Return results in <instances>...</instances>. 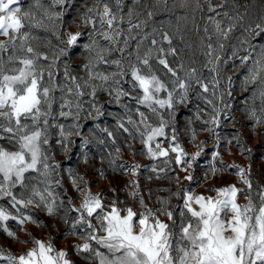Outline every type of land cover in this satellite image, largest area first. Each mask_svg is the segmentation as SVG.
I'll list each match as a JSON object with an SVG mask.
<instances>
[{
	"label": "snow or ice",
	"instance_id": "snow-or-ice-1",
	"mask_svg": "<svg viewBox=\"0 0 264 264\" xmlns=\"http://www.w3.org/2000/svg\"><path fill=\"white\" fill-rule=\"evenodd\" d=\"M76 3L77 0H50L47 4L44 0H32L25 9L21 0H0V37L5 38L0 40V201H6L16 212L13 215L0 204V230L13 239L15 232L5 225L6 221L15 220L19 226L39 223L24 209L31 206L52 216L65 207L63 201L57 202L59 197L54 185L60 184V180L54 173L60 165L54 161L51 145L54 137H58L55 143L63 152H68L74 145L72 137L76 136L81 138L82 147L88 146L80 121L84 118L85 103L89 105L87 116L93 111L97 118L105 115L102 106L96 103L98 91L107 92L123 110L124 115L116 122L117 132L127 133L129 140L139 139L146 149L144 154L150 159L167 158L169 152L175 153V164L187 173L184 179L189 182H195L188 169H192L202 155L204 142L196 145L197 131L185 129L198 148L189 157L179 142L176 108L188 106L193 99L202 101L205 107L197 105L195 118L199 121L201 114L208 116L209 119L202 121L203 130L219 140L215 130L221 125V116L230 118L232 108L231 100L225 101L224 97L233 96V78L227 77L228 87L221 88L222 72L230 61L233 68L236 61L246 67L243 90L247 91L249 85L256 86L250 97L253 103L248 106L249 118L257 125L264 123V45L257 50L250 42V37L264 33V16L255 27L244 26L248 35L238 45H232L231 54L226 57L228 41L242 24L244 15L238 11L235 15L221 11L228 0L218 4H213L212 0H179L181 8L194 5L195 10L203 12L206 6L210 13L204 18L201 38L205 61L197 68L193 66L195 61L186 63L177 56L173 38L163 29H153L151 34L145 32L136 39L134 30L138 32L148 22H133L134 6L140 0H133V7L126 13L125 0H92L91 6L84 0L85 10L78 13V18L83 27L91 26L88 43L80 44L84 35L80 31L65 32L67 39H63L61 27L70 26L66 25L64 17ZM168 3L169 0H156L157 6L163 4L166 9ZM232 7L235 8V3ZM146 15L151 19L155 13L147 11ZM34 29L50 31L64 47H59L51 56L37 51L41 37L34 34ZM149 35L152 37L150 47L145 44ZM97 37L106 43L101 44ZM132 40H136L134 53L128 51ZM165 43L167 49L163 46ZM46 46H51L50 40ZM80 47L87 54V63L83 65L85 76L73 75L65 64L61 77L60 58ZM242 51L246 54L241 55ZM116 52L119 58L109 59ZM169 56L175 59L170 61ZM100 65L115 70L100 71ZM205 69L211 73L210 77H204ZM124 84L129 87L124 88ZM85 96L91 99L85 101ZM257 98L259 115L255 107ZM245 104L248 105L247 99ZM61 120L72 122L65 124ZM188 123L191 125L193 121ZM100 131L116 144V133L108 127ZM159 138L167 141V148ZM5 143L11 145V149L5 148ZM98 143L103 144L105 140L99 139ZM126 146L131 148L130 144ZM115 152L119 154L121 148L116 146ZM218 157L220 152H213V162ZM111 163L115 164V158ZM163 163L171 166L172 161L165 159ZM220 163L222 168L213 163L210 173L217 176L222 170L235 167V175L247 187V192L230 185L210 189L216 193L212 197L195 195L190 187L182 188L174 193L181 201L174 210L168 209L169 200H159V207L149 208L138 191L130 195L134 199L139 197L143 211L137 212L131 207L121 209L118 200L107 202L112 205L109 209L100 194L93 195L87 187L81 190L77 177H72L73 186L84 192L79 207L65 209V215L69 211L78 213L72 218L68 232L84 241L76 245L77 255L87 254L84 258L90 262L96 260L97 264H264V188L256 192L257 204L252 198L250 169L226 165L222 159ZM139 167L131 165L128 171L136 175ZM157 167L153 165L152 171L159 179V172L167 169L157 172ZM132 186L139 188L138 183ZM241 194L247 200L244 205L237 202ZM68 222L65 219V223ZM17 242L33 246L19 256L11 251L5 254L0 248V264H72L69 253L55 248L51 240L33 238L30 242Z\"/></svg>",
	"mask_w": 264,
	"mask_h": 264
},
{
	"label": "rangeland",
	"instance_id": "rangeland-1",
	"mask_svg": "<svg viewBox=\"0 0 264 264\" xmlns=\"http://www.w3.org/2000/svg\"><path fill=\"white\" fill-rule=\"evenodd\" d=\"M22 6L26 9L32 0H21ZM50 0H44V3H49ZM92 0H87L88 6H91ZM221 0H212L213 4L220 3ZM235 3V8L232 7ZM176 5L173 7V5ZM125 13L129 7H133V0H125ZM133 22H140L147 20V25L142 27L138 32L134 30L136 39L139 40L145 32L151 34L153 29H163L168 32L173 38V46L177 50V56L181 57L186 63L195 61L193 66L200 68L205 61V57L201 54V38L203 37V28L206 23V18L210 13L207 11V7H204V11L195 10L194 5L189 8L179 7V0H169L167 9L163 4L156 5V0H140L138 5L134 6ZM85 10L84 0H77L71 8L68 9L67 14L64 17L66 25L61 27V35L63 39H67L64 35L65 32L75 33L80 31L84 33L81 37L80 44L88 43L89 37L87 33L90 27H83L82 21L78 18V13H82ZM221 11H229L231 15H235L237 11L244 15V20L235 31L232 33V38L228 41V47L225 49V56L231 54V46L238 45L239 41L244 39L248 35L244 31L245 25L255 27L256 23H261V17L264 16V0H228V4ZM147 11H153L155 15L148 19ZM203 17V18H202ZM127 19V17H126ZM80 25V27H77ZM127 27V24L123 25ZM197 27L199 31H197ZM211 30V27H210ZM34 34L41 37L38 42L37 51L46 53L51 56L58 50L60 45L56 37L51 32H46L43 29H34ZM159 39V33H156ZM151 35L149 40L145 42L147 46H151ZM5 38L0 37V40ZM101 44L106 42L102 38L97 37ZM51 41V46H46L48 41ZM250 42L257 50L260 46L264 45V33L260 35L250 37ZM131 47L128 51L134 53L136 40H132ZM166 49L167 43L163 45ZM243 51L241 55H244ZM86 53L82 47L77 48L69 52L66 57L60 58L59 72L62 77L65 64H67L69 71L78 77L85 76L83 65L87 63ZM119 53H113L109 59L119 58ZM134 59V56L132 57ZM170 61L175 57L169 56ZM46 63V62H45ZM176 66V65H173ZM100 71L110 72L115 70L114 67L108 65H100ZM246 73V67H241L239 61H236V67H232V62L224 68L221 77V88L226 89L228 87L227 77L233 78L232 92L233 96L229 98L225 95V101L231 100L232 108L229 113L230 118L225 119L221 116V125L216 128V132L219 133L220 139L217 140L213 133L203 130V120L209 119L208 116L201 114V120H196L195 112L197 105L205 107L202 101L192 100L188 106L180 105L176 108L177 123L176 127L179 129V142L184 149L189 153V157L198 151V148L194 146L191 141L190 133H186L185 129L194 128L198 135L196 137L195 144L199 145L204 142V151L197 161L194 163L192 169H188V172H192L195 177V182H189L184 179L187 175L186 172L180 171L179 165L175 164V153L169 152L167 158L160 157L159 159H150L146 154V149L140 143L139 139L129 140L127 139V133L117 132L116 122L120 116H123V110L112 100V97L104 91H98L96 103L102 106V110L105 115L96 117V113L93 111L91 116H87L89 110L88 103L84 104L85 113L82 114L84 118L81 119L82 135L88 141L87 147H82V140L80 137H72L74 145L70 146L68 152H63L59 144L55 143L58 137H54L51 145V154L54 157L56 164L60 167L54 173V176L60 180V184L54 185L55 192L58 194V203L64 202L65 207L59 209L56 214L49 216L45 211L37 209L35 207H29L24 209L25 212H29L34 218L38 219L39 223L27 222L22 226L17 224L15 220H9L5 222V225L13 232H15V239L10 238L0 230V248H3L5 254L8 251L13 252L15 255L25 253L33 245L31 243L24 244L17 241H32L33 238L47 242L51 240L54 247L58 250H64L69 253V258L72 264H97L96 260H86L84 255H77L76 245H82L83 240L78 236H71L68 234L71 229V220L77 216L78 213L67 212L65 215V209L71 207H79L83 202L84 192L78 191L72 184V177H77V183L82 190L88 188L93 195H101V199L106 202V207L111 208V204L107 203L113 200H118V207L126 209L127 207L133 208L135 211H143L139 197L133 198L130 193L138 191L140 195L144 197L145 204L149 208L159 207V200H169L168 209L174 210L176 205L181 201L174 195L182 188H191L195 195H205L215 197L216 193L210 191V189L227 187L235 185L238 189H244L247 192V187L240 183V179L235 175L237 169L235 167L227 170H222L217 176H213L209 169L212 164L215 163L217 168H222L220 160L226 165H238L241 168L247 170L249 179L253 186V200L258 204L259 197L256 195L261 188H264V123L259 125L255 124L252 119L249 118L248 106L252 105L250 99L255 85H249L247 91L243 90L242 81L244 74ZM204 77H210L206 69L203 71ZM126 79H130L127 77ZM98 83V82H97ZM124 88H128L129 85H122ZM85 101L91 99V97L85 96ZM248 100V105L245 104V100ZM111 101V102H110ZM122 102H125L122 99ZM255 107L257 114L259 115L260 100H255ZM143 110V109H142ZM210 111V108L208 109ZM189 120L193 121L189 125ZM71 120H61V123L70 124ZM97 125L100 127L98 128ZM108 127L110 131L116 133V144L113 145L111 140L106 137V133L100 131V128ZM99 139H104L105 143H98ZM163 142V146L167 148V141L164 138H159ZM231 141V144L228 142ZM131 145L128 148L126 145ZM219 145L218 148H214V145ZM5 148L11 149V145L5 143ZM119 146L121 152L117 154L115 147ZM243 149V151H242ZM14 150V149H12ZM215 151L220 152V157L217 161L213 162L212 154ZM86 154V155H85ZM115 158V164L111 161ZM169 159L172 161L171 166L165 165L163 161ZM139 165L137 174L132 175L128 171L129 166ZM157 165V172L159 169L166 168V172H159V179H157V173L152 171V166ZM103 172V175H101ZM207 174V178L206 177ZM83 177V179H79ZM179 177V180L176 179ZM138 183L139 188H134L132 185ZM71 200L73 203L68 204ZM237 202L241 205L247 203L244 195L241 194L237 198ZM7 211L13 215L16 214L15 210L11 208L6 201H0ZM162 220L168 222L166 217L161 216ZM65 219H68V223H65ZM95 223V221H94ZM102 235V233H101Z\"/></svg>",
	"mask_w": 264,
	"mask_h": 264
}]
</instances>
